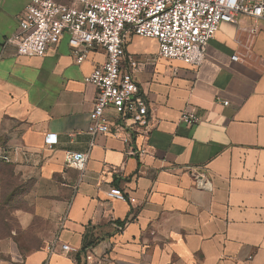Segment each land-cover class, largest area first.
<instances>
[{
  "label": "crops",
  "instance_id": "obj_1",
  "mask_svg": "<svg viewBox=\"0 0 264 264\" xmlns=\"http://www.w3.org/2000/svg\"><path fill=\"white\" fill-rule=\"evenodd\" d=\"M31 2L0 0V168L8 155L36 180L0 264H264V19L254 35L249 18L223 24L200 67L129 38L127 56L144 65L136 83L159 121L139 158L141 139L89 132L97 90L85 78L103 51L78 65L66 35L41 58L7 42ZM185 111L199 123L181 122ZM68 152L89 154L84 173L66 167ZM111 188L127 200L109 198Z\"/></svg>",
  "mask_w": 264,
  "mask_h": 264
},
{
  "label": "built area",
  "instance_id": "obj_2",
  "mask_svg": "<svg viewBox=\"0 0 264 264\" xmlns=\"http://www.w3.org/2000/svg\"><path fill=\"white\" fill-rule=\"evenodd\" d=\"M243 18L253 20L250 32L256 34L264 19V0H32L19 18V30L7 42L16 47L19 57L41 58L66 35L77 52L78 65L91 52L103 51L106 60L85 78L97 90L89 132L127 144L141 139L132 153L141 158L150 153L149 142L159 121L151 116L150 102L136 83L135 75L144 65L127 56L129 38L154 39L160 58L200 67L221 26ZM232 59L239 60L238 56ZM199 121L194 112L181 115L188 126ZM57 142L56 135L45 139L48 149ZM2 160L11 163L8 155ZM88 162L89 154L66 153L67 168L84 173ZM108 197L127 200L118 188H111ZM55 250L56 243L49 245V252ZM62 251L75 249L63 245Z\"/></svg>",
  "mask_w": 264,
  "mask_h": 264
},
{
  "label": "rangeland",
  "instance_id": "obj_3",
  "mask_svg": "<svg viewBox=\"0 0 264 264\" xmlns=\"http://www.w3.org/2000/svg\"><path fill=\"white\" fill-rule=\"evenodd\" d=\"M35 183L30 173L16 166L4 165L0 168V242L16 230L19 213L33 209ZM3 258L0 254V259Z\"/></svg>",
  "mask_w": 264,
  "mask_h": 264
},
{
  "label": "trees",
  "instance_id": "obj_4",
  "mask_svg": "<svg viewBox=\"0 0 264 264\" xmlns=\"http://www.w3.org/2000/svg\"><path fill=\"white\" fill-rule=\"evenodd\" d=\"M8 165V163H6Z\"/></svg>",
  "mask_w": 264,
  "mask_h": 264
}]
</instances>
